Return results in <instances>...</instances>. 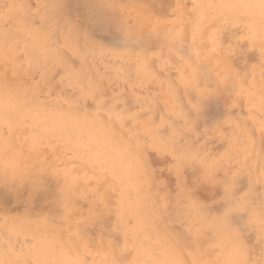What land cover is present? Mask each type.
Instances as JSON below:
<instances>
[{"label":"clouds","instance_id":"obj_1","mask_svg":"<svg viewBox=\"0 0 264 264\" xmlns=\"http://www.w3.org/2000/svg\"><path fill=\"white\" fill-rule=\"evenodd\" d=\"M83 2L59 0L57 7L58 0H46L42 5L45 11L37 10L38 18L47 21L46 31L16 38L0 30V187L17 182L22 185L39 173L41 163L28 147V141L35 137L41 145L59 148L44 165L61 171L59 179L68 185L67 193L84 191L81 183L86 185L92 179L95 185L86 190L94 194L97 219L103 221L114 214L118 230L123 232L127 225H136L135 230H128L129 247L135 252L133 264H257L256 260H248L228 217L233 212L248 211L250 223L257 228L260 239H264L261 207H253L245 198L247 194L233 197L235 181L241 174L255 176L257 159L262 161L259 177L264 178V155L257 151V144L262 145L264 115L257 110L253 119L246 120L236 112L231 122H225L227 117H223L218 126H211L207 112L198 113L190 108L189 98L181 87H170L171 76L165 70L153 65L152 78L141 83L137 64L145 58L129 55L117 59L95 50L80 56L65 39L66 22L75 17V23H86L101 36L107 32L101 23L80 11ZM246 2L254 5L256 0ZM12 7L9 0H0V12ZM199 8L208 10V19L199 25L202 41L213 22L224 18L218 12L254 13L259 29L264 27V13L255 6L210 8L208 4H200ZM191 30L188 29L190 33ZM58 38L65 43L52 47ZM21 54L28 62L27 71L39 72L47 91L23 85ZM73 57L81 60L74 69L70 68ZM115 66L120 67L125 79H112ZM66 71L74 75L65 78ZM254 88L253 84L256 102ZM92 92L104 95L106 104L118 93L125 101L122 106L134 112L135 118L122 125L103 111L93 114ZM262 93L261 82L259 98ZM145 97L147 102L142 103ZM66 99L72 103H65ZM211 141L224 145L219 155L210 153ZM154 153L171 159L167 171L177 181L175 193L163 202L159 191L152 190L155 181L149 183L154 176ZM188 167L200 170L202 184L220 183L217 172L224 170L222 182L230 207L223 217L209 219L206 205L196 198L195 189L183 177ZM115 178H120V183ZM129 178L137 188L131 205L122 199ZM259 196L264 202V191ZM129 211L134 214L129 216ZM43 254L44 249L36 250L32 245H25L18 252L10 247L7 258L0 253V264L71 261L46 259ZM124 258L125 254L117 251L108 260L111 264H123ZM259 264H264V260Z\"/></svg>","mask_w":264,"mask_h":264},{"label":"rangeland","instance_id":"obj_2","mask_svg":"<svg viewBox=\"0 0 264 264\" xmlns=\"http://www.w3.org/2000/svg\"><path fill=\"white\" fill-rule=\"evenodd\" d=\"M45 2L46 0H9L13 7L0 12V30L9 32L16 38H23L37 31H46L47 21L42 22L37 16L38 8L40 13L45 11L42 7ZM106 3H113L115 7L106 8L104 6ZM194 3L208 4L209 0H84L79 5L80 11L85 16H90L99 23L105 24L104 29L107 32L101 36L86 23H75V17H73V21L65 23V35L70 27L74 28L73 37L68 40V43L77 50L80 56L90 54L94 48L96 52H99L98 46L113 42L121 29L128 28L133 29L136 34L142 35L145 39L151 40L154 46H158L160 43H166L162 37L168 28L182 27L190 38L191 33L188 29L199 26L201 22L208 19V10L194 9L192 7ZM177 5L182 7H177ZM217 15L227 17L230 22L224 24V18L217 22L214 21L212 27L205 32V37L213 29H219L217 32L220 45L218 55L222 61L230 46L237 43L241 45L233 49V54L227 58V64L222 62L221 68H231L234 72L241 74L247 73V79L250 82L254 81L253 91L256 93V105L258 106L259 95L257 94H259L261 84L258 53L248 50L246 41L241 39L245 34L258 33L259 24L256 14L229 13L225 15L218 12ZM153 23L161 24V38L159 39L149 32V26ZM64 43L63 38H58L51 46L56 47ZM20 60L22 61L19 66L20 70L25 73L21 77L23 85L47 91V86L42 82L40 73L33 74L27 71L29 65L23 54ZM80 62L79 57H73L70 68L79 67ZM116 91L119 89L117 88ZM233 111L234 113L241 112L242 109L237 108ZM213 112L223 117L225 112L223 101L218 106L213 105ZM32 142L33 140L28 141V147H31ZM223 149L224 145L218 141L209 143V151L212 155H219ZM257 151L264 155V145L257 144ZM33 152L41 163L39 173L22 185L17 182L0 187V253L7 258L10 247L13 252H18L23 246L32 245L36 250L44 249L43 258L46 259L56 258L70 261L76 259L77 256L97 261L109 259L111 252L108 250L107 243L101 248L98 238L101 234L105 237L111 236L113 243L123 246L124 234L123 231L118 230L117 218L114 214L103 221L98 220L95 215L89 218L90 209H93L94 194L86 188L93 187L95 181L89 179L86 185L82 182L81 188H85L84 191L77 190L74 194L65 193L62 191V178L59 179L52 175L53 169L44 165V161L51 160L59 152V148L56 145H41L38 151L33 150ZM152 155L154 176L149 179V183L152 180L155 181L152 190L159 191L163 202L175 193L177 181L175 175L167 171L172 163L171 159L159 153ZM261 163L262 161L257 159L255 176L241 174L236 179L233 188L234 198L247 194L245 198L257 208L261 202L259 193L264 191V183H261L264 178L259 177ZM200 174L199 169L188 167L185 168L183 177L187 184L195 189L196 198L206 205L209 219L223 217L230 207V201L225 198L222 182L225 179L224 170L217 172V180L221 181L217 184L200 183ZM44 218L47 219V224L44 223ZM228 219L231 228L238 234L248 260L250 262L256 260L259 264L261 260H264V255H262L264 239H260L257 228L250 223L249 212H233ZM77 230L86 239L95 238L99 251L87 252L80 247L76 237L70 235Z\"/></svg>","mask_w":264,"mask_h":264},{"label":"snow or ice","instance_id":"obj_3","mask_svg":"<svg viewBox=\"0 0 264 264\" xmlns=\"http://www.w3.org/2000/svg\"><path fill=\"white\" fill-rule=\"evenodd\" d=\"M59 0L57 7H59ZM106 8H114L115 4L106 3ZM208 6L214 8L221 7H258L264 13V0H256L255 4H249L246 0H209ZM177 7H182L177 5ZM193 8H199L200 4L194 3ZM230 21L227 17L224 18L223 23L227 24ZM235 22V21H231ZM103 28L105 24L101 23ZM219 29H213L209 32L205 39H200L201 29L199 26H194L191 30V40L189 41L184 29L181 28H168L163 33V40L166 43H160L154 46L153 42L145 39L142 35L136 34L133 29H121L118 36L114 41L107 45L98 46L101 53H109L114 58L121 59L123 57L132 55L145 58L137 64V71L141 75V83L153 76V65L165 70L171 76L170 87L173 85L179 86L184 90L185 95L189 98V106L196 112H207L208 119L211 126H218L221 117L213 112V105H219L223 101L225 105V112L223 117H227L225 122H231L234 117V109L240 108L242 111L240 115L246 119H253L254 112L257 110L264 115V93L260 95L259 104L253 99L252 85L254 81L250 82L247 79V73L241 74L234 72L231 68L222 69L219 65L223 62L227 64V58L233 54V49L241 47L239 43L230 46L226 50V56L222 61L218 55L220 47L217 39V32ZM149 32L156 38H161V24L153 23L149 26ZM74 28L70 27L65 37L70 40L73 37ZM246 41L248 50L258 53V66L261 69V82L264 83V27H261L258 33L245 34L241 37ZM94 50H96L94 48ZM216 61V63H213ZM112 79L115 81L125 79L119 66L112 69ZM74 75L71 71L65 72V78H70ZM95 100V113L105 112L110 118L116 120L120 124L126 121H131L135 118V113L127 110L124 105L125 101L121 99L118 93H114L109 103H105V96L98 95L96 92L90 93ZM142 103L147 102V98H143ZM65 103L71 104V100H65ZM178 116L182 113H176ZM222 117V118H223ZM262 133L261 144L264 145V120H261ZM41 146L38 138H33L31 149L38 151ZM52 175L59 178L61 175L60 170H53ZM63 175H67L64 172ZM117 183H120V178H115ZM38 187V185H37ZM62 191L68 192V185L63 184ZM122 199H126L131 205L133 202L132 194L137 192L134 182L129 178L128 183L122 190ZM260 207L264 212V202H261ZM134 213L129 211V216ZM95 215L94 210L90 209V217ZM44 223L48 221L44 218ZM60 227V226H56ZM136 225H127V230L123 232L124 243L121 246L119 243H113L111 236L105 237L103 234L98 238L100 247L102 248L105 243L108 245V250L111 253L117 251L125 254L123 264H133L135 252L134 249L129 247L128 230H135ZM75 236L79 241L80 247H83L87 252L99 251L96 247L95 238H84L79 230L70 233ZM69 264H111L108 259L97 261L95 259L88 260L77 256L76 259L71 260Z\"/></svg>","mask_w":264,"mask_h":264},{"label":"bare ground","instance_id":"obj_4","mask_svg":"<svg viewBox=\"0 0 264 264\" xmlns=\"http://www.w3.org/2000/svg\"><path fill=\"white\" fill-rule=\"evenodd\" d=\"M229 17V16H228ZM232 18V17H231ZM242 18V17H241ZM217 22V21H216ZM251 22V21H250ZM18 33H19V31H18ZM18 33H17V35H18ZM19 37V36H18ZM80 45V44H79ZM29 72V71H28ZM257 80V79H256ZM260 80V79H259ZM257 82V81H256ZM258 95V94H257ZM255 199V198H254ZM81 229V228H80ZM6 253V252H5Z\"/></svg>","mask_w":264,"mask_h":264}]
</instances>
